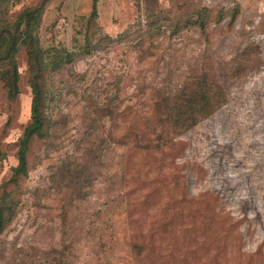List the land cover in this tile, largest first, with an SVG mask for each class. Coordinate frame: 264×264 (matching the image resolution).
<instances>
[{"label": "rangeland", "instance_id": "rangeland-1", "mask_svg": "<svg viewBox=\"0 0 264 264\" xmlns=\"http://www.w3.org/2000/svg\"><path fill=\"white\" fill-rule=\"evenodd\" d=\"M150 2L9 6L13 19L42 7L43 46L75 56L46 74L27 173H15L33 98L24 47L16 98L0 78V264H264V0ZM152 9L169 26L149 29ZM198 86L219 99L182 125Z\"/></svg>", "mask_w": 264, "mask_h": 264}, {"label": "trees", "instance_id": "trees-1", "mask_svg": "<svg viewBox=\"0 0 264 264\" xmlns=\"http://www.w3.org/2000/svg\"><path fill=\"white\" fill-rule=\"evenodd\" d=\"M16 0H0V78L4 81L8 90V95L14 99L19 94L18 86V67L15 56L22 47L27 50L28 65L30 71V84L32 87L33 98L31 104V122L25 127L23 136L19 142V165L15 168L16 174L27 173L26 165V152L28 143L33 135L43 136L46 135L47 121L44 113V103L46 100V74L49 71L54 73L60 71L64 65L73 61L74 52L62 47L56 46L44 47L41 41L40 28L43 16V8L39 6H27L23 8L15 18L9 15V6ZM149 1V0H148ZM158 0H154L157 5ZM98 0H94L93 12H97ZM206 11L207 8L205 9ZM193 18L191 15L188 21L191 25H198L205 27L206 21H201L198 13ZM164 15L160 9L158 13L152 9V13L148 16L150 19L149 29L161 30L169 26L170 18ZM164 20L168 21L163 23ZM203 22V23H201ZM179 27V25H177ZM124 34L120 33L116 37L105 35L101 41H107L111 44L118 42L119 38ZM91 46V45H90ZM203 90V91H202ZM217 96L212 89L208 86L197 87V89L185 98L180 103V110L178 116L180 118L186 117L189 108L192 109L189 121L182 123V125L193 126L196 125L201 119L210 114V109L213 108V102H217ZM220 102V101H219ZM201 107V108H199ZM199 108V109H198ZM205 108V109H204ZM191 109H189L190 112ZM209 110V111H207ZM4 216L0 212V233L3 231Z\"/></svg>", "mask_w": 264, "mask_h": 264}]
</instances>
